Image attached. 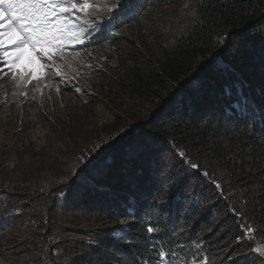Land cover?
Segmentation results:
<instances>
[{"label": "trees", "instance_id": "16d2710c", "mask_svg": "<svg viewBox=\"0 0 264 264\" xmlns=\"http://www.w3.org/2000/svg\"><path fill=\"white\" fill-rule=\"evenodd\" d=\"M115 12L77 47L109 43L131 64L105 118L149 107L95 151L94 170L71 159L88 144L68 133L76 101L63 92L65 125L0 145V264H264V0H121Z\"/></svg>", "mask_w": 264, "mask_h": 264}, {"label": "rangeland", "instance_id": "374dc122", "mask_svg": "<svg viewBox=\"0 0 264 264\" xmlns=\"http://www.w3.org/2000/svg\"><path fill=\"white\" fill-rule=\"evenodd\" d=\"M116 7V0H107V8H111L112 11L105 10L99 14L98 20L90 22L88 24V29L91 27L89 34H94L96 31L93 23L97 26L98 23L115 18ZM81 19H83L82 16ZM122 34L127 35L128 30L124 29ZM64 51L70 64H65L64 60L59 57H54L56 64L64 65L61 68L62 75H55L56 69L51 67L45 68L44 76L38 82L33 81L31 84L26 83L18 86L17 82L13 81L9 83L11 89L6 91L2 89L3 83H0L2 89L0 91V145L10 144L15 147L16 144H21L22 138L25 137V135H19L25 134L21 133L22 129L24 132H32L33 138L36 137L41 142L43 141L42 137L47 132L48 123L44 124V122L59 127L65 125L66 123L60 119L61 114L58 115L56 112L60 107V98L63 97V92L70 95L73 101H76L75 105L72 104L73 108H69V111L67 110L68 105L64 102L63 115L66 117L68 133L74 142L78 139V135L83 134L81 138L83 143L81 144H88L83 147L82 151H73L71 159L79 161L78 154H83L85 157L87 155V162L89 161L88 164L91 166L89 170H94L97 166L92 162L94 161L93 155L105 147L108 150L111 143L117 140L116 143H118L127 138L130 132L128 129L133 126L134 129H137L140 126L138 124L140 121L139 114L142 112L144 114L149 106H145L143 103L137 104L130 109L129 116H123L122 113L117 112L118 120L121 122L119 124L113 123L115 119L108 120L104 117L103 114L105 113L100 109V104L116 96V84L123 76L124 67L131 66V64L122 61L117 55L116 49H113L109 43L92 48L79 46L76 49L68 44ZM76 53L79 55H75ZM2 62L7 66L6 61ZM41 62L47 63V61ZM25 64H29L28 59L25 60ZM6 68L8 71L4 70L3 74L7 73L10 78L9 67ZM37 83L39 90H37ZM44 111L51 115L54 120L46 118L42 122L38 113L44 116ZM11 115H13V120L6 124L7 117ZM109 122L113 123L110 128L108 127L110 126L108 125ZM80 125H84V128H79ZM44 130L45 132H43ZM72 138L69 141L74 144ZM66 142L68 141L66 140ZM68 144L70 143L68 142ZM75 144H78V140ZM38 154L42 159L47 157H43L42 152ZM22 168L21 162L15 166L5 167L2 172L3 180L11 179ZM53 172L48 169L47 176L55 177L57 173L54 172L53 174ZM193 264H208V262H195Z\"/></svg>", "mask_w": 264, "mask_h": 264}, {"label": "snow or ice", "instance_id": "6c2138e0", "mask_svg": "<svg viewBox=\"0 0 264 264\" xmlns=\"http://www.w3.org/2000/svg\"><path fill=\"white\" fill-rule=\"evenodd\" d=\"M105 10L112 11L107 8V0H0V61L7 62L11 79L18 86L38 82L45 68L55 67L54 74L62 75L64 65L56 64L54 57L70 64L64 49L69 43H84L82 37L88 31V24L98 20ZM154 231L153 227L147 228L149 233ZM245 231L251 232V229ZM254 251L261 253L262 249L257 247ZM159 255L168 254L161 251ZM200 259L208 261L207 256Z\"/></svg>", "mask_w": 264, "mask_h": 264}, {"label": "clouds", "instance_id": "9594fccd", "mask_svg": "<svg viewBox=\"0 0 264 264\" xmlns=\"http://www.w3.org/2000/svg\"><path fill=\"white\" fill-rule=\"evenodd\" d=\"M0 65H1V66H3V69L5 70V68H6V65H5V64H3V62H2V61H0Z\"/></svg>", "mask_w": 264, "mask_h": 264}, {"label": "bare ground", "instance_id": "6f19581e", "mask_svg": "<svg viewBox=\"0 0 264 264\" xmlns=\"http://www.w3.org/2000/svg\"><path fill=\"white\" fill-rule=\"evenodd\" d=\"M208 143V142H207ZM219 152V151H218ZM181 191V190H180ZM157 192V191H156ZM197 230V229H196Z\"/></svg>", "mask_w": 264, "mask_h": 264}]
</instances>
